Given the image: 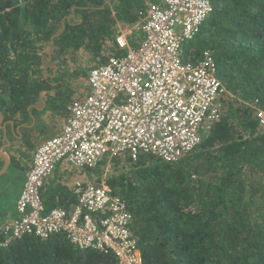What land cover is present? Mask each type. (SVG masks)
Returning a JSON list of instances; mask_svg holds the SVG:
<instances>
[{
    "label": "trees",
    "instance_id": "16d2710c",
    "mask_svg": "<svg viewBox=\"0 0 264 264\" xmlns=\"http://www.w3.org/2000/svg\"><path fill=\"white\" fill-rule=\"evenodd\" d=\"M209 1L212 12L184 46L181 61L196 64L210 54L228 92L221 120L177 163L150 156L132 162L125 154L109 161L107 186L133 216L130 230L143 264H264V125L255 110H264V0ZM147 2L0 0V110L6 119L53 89L41 75L47 45L71 59L85 53L82 69L102 64L120 54L116 22H137ZM73 68L74 77H86ZM0 264L118 262L59 234L11 241L0 247Z\"/></svg>",
    "mask_w": 264,
    "mask_h": 264
},
{
    "label": "built area",
    "instance_id": "2783aa9c",
    "mask_svg": "<svg viewBox=\"0 0 264 264\" xmlns=\"http://www.w3.org/2000/svg\"><path fill=\"white\" fill-rule=\"evenodd\" d=\"M211 12L209 0L147 2L136 24L119 29L114 44L120 54L88 71L89 94L68 107L62 133L34 152L17 218L2 229L0 247L27 236L62 234L80 250L111 253L118 264H143L130 230L133 216L106 184L77 182L79 200L71 212L47 210L41 189L63 161L96 169L105 160L108 173L109 161L123 154L132 162L150 156L177 163L198 147L221 120L228 92L208 52L196 64L182 62L181 54ZM255 110L263 126L264 110Z\"/></svg>",
    "mask_w": 264,
    "mask_h": 264
},
{
    "label": "crops",
    "instance_id": "0c3cea01",
    "mask_svg": "<svg viewBox=\"0 0 264 264\" xmlns=\"http://www.w3.org/2000/svg\"><path fill=\"white\" fill-rule=\"evenodd\" d=\"M149 1L159 3V0ZM66 19L70 21L69 17ZM133 24L117 21V32L122 26ZM46 63L47 66L43 65V68L46 67V71L41 75L53 89L41 92L35 104L27 107L23 113L21 110L13 112L9 115L11 119H6V112L0 110L3 120L0 124V172L5 167V161H8L6 171L0 175V236H2L4 226L9 225L17 218L16 202L21 192L20 186H23L25 174L31 164L34 152L47 140L62 133L70 116L68 107L74 102H82L90 92L89 84L85 86L82 83V95L78 98L70 96L71 87L75 86V80L79 81L72 75V71L74 73L75 69L72 68L71 71L69 67L64 68L47 58ZM52 64L54 65L52 66ZM93 66L96 65L92 64L91 67L90 65L88 67L91 69ZM69 78H73L70 87ZM1 99L0 94V101ZM94 170L76 169L64 161L58 164L41 189V198L45 208L47 210L62 208L71 212L79 200L78 195L73 191L77 182L106 184L107 186V179H102L101 176H96L97 174L94 177ZM73 175L77 177L73 179ZM19 183L20 185H18Z\"/></svg>",
    "mask_w": 264,
    "mask_h": 264
},
{
    "label": "rangeland",
    "instance_id": "374dc122",
    "mask_svg": "<svg viewBox=\"0 0 264 264\" xmlns=\"http://www.w3.org/2000/svg\"><path fill=\"white\" fill-rule=\"evenodd\" d=\"M49 55H50V57H49ZM45 57L47 59H49L50 61H52L54 59V62L53 63L60 64L64 68L66 66L69 67L71 69V71H72V68L75 67V65H76V70H78L80 72L82 71L81 73H85L86 77L84 79H82L81 76H78L77 78H78L79 81L75 80V86L71 87V92L72 93L70 94V96L76 97V98L80 97L82 95V92H83V84L85 86H86V84L88 85V82H87V74H88V71H89L88 70L89 67L88 68L84 67L82 69L83 61H84V58L86 57L85 53L80 52L78 56H75V57L73 56L74 59H71L70 58L71 55H62V54H59V56H57V55L53 54V48L50 45H47V48H46V50L44 52V58ZM44 62L46 63V61H44ZM47 65L48 64L46 63L45 66H47ZM53 65L54 64H52V66ZM90 67H91V65H90ZM72 75L73 76L75 75L73 73V71H72ZM74 79H76V77ZM68 80L71 81V82H69V87H70L73 78L72 79L69 78ZM67 84H68V82H67ZM97 170H98V173H96ZM94 171H95V172H93L94 177L97 174L96 176H98V177L101 176L102 179H106V178H108V176H110L112 174L111 171H109L108 173H106L105 168L104 169H102V168L101 169L100 168H96ZM75 177H77V176L76 175H73L72 176L73 179ZM18 185H20V183ZM21 186H20V191H21V188H22Z\"/></svg>",
    "mask_w": 264,
    "mask_h": 264
},
{
    "label": "water",
    "instance_id": "95a60500",
    "mask_svg": "<svg viewBox=\"0 0 264 264\" xmlns=\"http://www.w3.org/2000/svg\"><path fill=\"white\" fill-rule=\"evenodd\" d=\"M2 121H3V120H2V117H1V115H0V124L2 123ZM5 163H6V164H5V167H4L3 170L0 172V175H2V173H4V172L6 171V168H7V166H8V161H7V162L5 161Z\"/></svg>",
    "mask_w": 264,
    "mask_h": 264
}]
</instances>
